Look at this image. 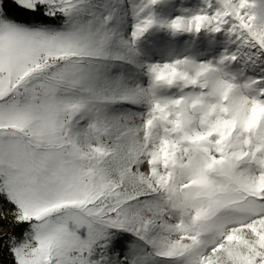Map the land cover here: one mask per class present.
<instances>
[{
    "label": "snow or ice",
    "instance_id": "snow-or-ice-1",
    "mask_svg": "<svg viewBox=\"0 0 264 264\" xmlns=\"http://www.w3.org/2000/svg\"><path fill=\"white\" fill-rule=\"evenodd\" d=\"M163 2L0 0L10 264H264V0L168 19ZM202 29L231 53L190 67L142 47Z\"/></svg>",
    "mask_w": 264,
    "mask_h": 264
},
{
    "label": "rangeland",
    "instance_id": "rangeland-1",
    "mask_svg": "<svg viewBox=\"0 0 264 264\" xmlns=\"http://www.w3.org/2000/svg\"><path fill=\"white\" fill-rule=\"evenodd\" d=\"M203 0H164L162 5H158L160 13L163 15V18H175L176 16L190 17L197 14L200 9L203 7ZM131 21H128L130 24ZM128 25L126 24V27ZM155 33L156 37H162L166 41L175 43L176 45H182L183 48L179 47L178 52H180L176 59L187 58L190 67H196L201 63H213L215 64L222 55L226 54V50L229 48L230 52L233 50V45L229 43V40L224 34L212 33L207 30H201L199 33L195 31L192 32H180L173 35L167 30H156L151 31L150 34H147V38L153 36ZM127 34V33H126ZM204 37L208 40L209 45L211 46L213 52L208 54L204 59V49L201 47L195 46L196 42H201ZM194 42V43H192ZM171 60V61H172ZM245 67H247V75H258L259 70L253 69L251 65L244 66V62L236 63L235 66H230L229 71L234 73L236 76H243L245 72Z\"/></svg>",
    "mask_w": 264,
    "mask_h": 264
},
{
    "label": "trees",
    "instance_id": "trees-1",
    "mask_svg": "<svg viewBox=\"0 0 264 264\" xmlns=\"http://www.w3.org/2000/svg\"><path fill=\"white\" fill-rule=\"evenodd\" d=\"M194 43V42H192ZM197 48L203 46L204 49V59L207 57L208 54H212L213 50L211 46L209 45L208 40L204 37L201 42H196ZM144 51L146 54L149 55V59L151 61H159V62H165V61H171L173 58L177 57V55L180 54L178 52L179 47L183 48L182 45H176L173 42L166 41L162 37H156L155 33L153 36L145 39L143 45H142ZM229 48L226 50V54H230ZM11 257L8 255L6 250L3 253H0V262L2 264H10Z\"/></svg>",
    "mask_w": 264,
    "mask_h": 264
}]
</instances>
